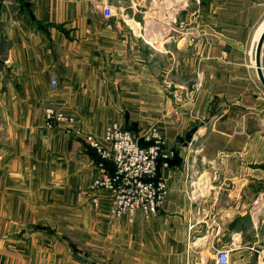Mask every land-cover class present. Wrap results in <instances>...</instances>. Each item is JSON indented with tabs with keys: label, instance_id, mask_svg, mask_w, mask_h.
Masks as SVG:
<instances>
[{
	"label": "crops",
	"instance_id": "crops-1",
	"mask_svg": "<svg viewBox=\"0 0 264 264\" xmlns=\"http://www.w3.org/2000/svg\"><path fill=\"white\" fill-rule=\"evenodd\" d=\"M114 2L0 8V264H215L222 249L231 264H259L264 86L252 54L264 0H202L197 13L187 1L174 13L186 32L152 48L127 27L135 15L106 16ZM49 107L75 121L46 128ZM112 123L135 135L157 125L175 152L154 218H115L109 192H97L98 206L88 196L101 164L89 138L104 141ZM228 179L234 201L218 204L217 228L204 232L201 207ZM247 226L258 240L245 242Z\"/></svg>",
	"mask_w": 264,
	"mask_h": 264
},
{
	"label": "built area",
	"instance_id": "built-area-1",
	"mask_svg": "<svg viewBox=\"0 0 264 264\" xmlns=\"http://www.w3.org/2000/svg\"><path fill=\"white\" fill-rule=\"evenodd\" d=\"M7 0H0V8ZM107 17H112L110 7H105ZM52 88H57L55 77ZM195 90L199 88L195 86ZM75 120L62 110L49 107L45 112L48 129L66 128ZM91 146L101 160L100 176L91 186L89 197L95 206L99 205L96 194L100 190L110 193V215L115 218L128 217L130 222L140 213L151 219L158 215L165 204L169 187L160 177L162 167L169 168V161L175 152L168 146V139L157 125H153L141 135L112 123L104 141L90 137ZM231 249H222L216 255L215 264H231ZM259 264H264V261Z\"/></svg>",
	"mask_w": 264,
	"mask_h": 264
},
{
	"label": "rangeland",
	"instance_id": "rangeland-1",
	"mask_svg": "<svg viewBox=\"0 0 264 264\" xmlns=\"http://www.w3.org/2000/svg\"><path fill=\"white\" fill-rule=\"evenodd\" d=\"M187 1H188V8L195 9L197 13V9L200 3L202 2V0H115L114 2L115 9H112L111 7L110 8L112 11L114 10L113 12L115 13V17H120L122 19H123V15H135L134 20L130 22L128 21V19H126V22L128 23L127 27L132 29L140 28L141 37L142 39H144L143 41L146 42V44L148 45L147 47L152 48L153 46L157 47L158 45H164L166 43L170 45L173 41L180 38L183 32H186L183 30L185 27L184 26L185 21L184 20L182 21L180 19L182 15H180L179 19L176 20L177 16L174 13H176L177 9H181V7H186ZM174 2H176V4H174ZM104 13H105V7H104ZM163 49L164 48L162 46L160 50L163 51ZM150 53L158 54V60L162 61V63L166 62L165 54H162L160 52H154L153 50L150 52V50H148V56ZM252 55L254 59L256 56V50L253 51ZM262 68L264 71V67ZM216 143H218V141ZM231 166L232 165H230V167ZM228 167L225 168L226 171L229 170ZM230 175L231 174L228 173V176ZM202 183H204V180ZM244 183H247V181L244 180ZM246 185L249 184L247 183ZM234 187H235L234 182L228 179L224 187L226 188L227 191H223L224 194H220L218 196L214 194L213 196L209 197V199L210 198L212 199L208 200L207 203L206 202L203 203V207H201L202 214L199 215L200 216L199 218L204 222L211 220L210 222H208L209 223L208 227L207 225H205L204 226L205 229L204 228L202 229L204 232H209V231L213 232L214 230H216L217 225L214 223V218L215 217L218 218V204L226 203V202L230 204L231 202L234 201L233 198H229V194L231 191L234 190ZM217 191L218 190L213 192H217ZM206 194H203V197H201L202 193L198 192L197 194H195V197H200V199L206 198ZM256 198L257 197H252L248 195L247 197L242 199V202L249 206L250 204L254 205L252 202H254ZM263 198L264 197H262V200ZM252 199L253 201L251 202ZM90 200L92 201L91 198ZM262 202L263 201H261V203ZM212 204L214 205V208L212 211L208 212V210H211ZM263 231L264 228L263 229L259 228L258 239L260 240V244H259L260 246H264ZM243 232H244L245 242H251L252 240L256 239V232L252 228H250V226L244 227ZM262 261H264V258L261 260V262Z\"/></svg>",
	"mask_w": 264,
	"mask_h": 264
},
{
	"label": "water",
	"instance_id": "water-1",
	"mask_svg": "<svg viewBox=\"0 0 264 264\" xmlns=\"http://www.w3.org/2000/svg\"><path fill=\"white\" fill-rule=\"evenodd\" d=\"M264 48V32L262 33L259 43L257 45L256 49V67L259 72L260 79L262 81V84L264 86V73H263V68H262V52Z\"/></svg>",
	"mask_w": 264,
	"mask_h": 264
},
{
	"label": "bare ground",
	"instance_id": "bare-ground-1",
	"mask_svg": "<svg viewBox=\"0 0 264 264\" xmlns=\"http://www.w3.org/2000/svg\"><path fill=\"white\" fill-rule=\"evenodd\" d=\"M263 31H264V25L262 26V28H261V30H260V32H259V34H258V37H257V43H256V48H257V44L259 43V40H260V37H261ZM254 63H255V59H254ZM255 64H256V63H255Z\"/></svg>",
	"mask_w": 264,
	"mask_h": 264
},
{
	"label": "trees",
	"instance_id": "trees-1",
	"mask_svg": "<svg viewBox=\"0 0 264 264\" xmlns=\"http://www.w3.org/2000/svg\"><path fill=\"white\" fill-rule=\"evenodd\" d=\"M127 130V129H126ZM96 151V150H95ZM99 157V156H98Z\"/></svg>",
	"mask_w": 264,
	"mask_h": 264
}]
</instances>
